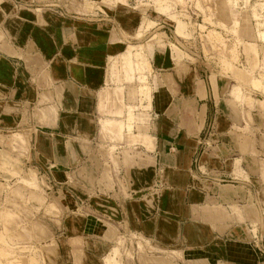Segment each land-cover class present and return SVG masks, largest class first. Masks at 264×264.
Returning a JSON list of instances; mask_svg holds the SVG:
<instances>
[{
    "label": "crops",
    "instance_id": "obj_1",
    "mask_svg": "<svg viewBox=\"0 0 264 264\" xmlns=\"http://www.w3.org/2000/svg\"><path fill=\"white\" fill-rule=\"evenodd\" d=\"M19 1L0 0V133L29 139L26 161L56 185L61 213L50 247L25 259L129 264L132 245L134 264H264V0H238L248 6V44L256 53L239 62L231 25L229 48L209 44L208 57L202 48L181 51L176 39L180 48L155 47L149 129L138 132L139 143H123L112 190L94 184L111 163L100 160L111 156L101 133L132 126L116 118L123 87L109 85L108 67L143 23H164L163 16L131 1ZM106 108L116 119L99 127ZM205 127L210 134L200 139ZM143 240L152 255H138ZM8 253L14 251L0 255V264L13 263Z\"/></svg>",
    "mask_w": 264,
    "mask_h": 264
},
{
    "label": "rangeland",
    "instance_id": "obj_2",
    "mask_svg": "<svg viewBox=\"0 0 264 264\" xmlns=\"http://www.w3.org/2000/svg\"><path fill=\"white\" fill-rule=\"evenodd\" d=\"M127 1L134 2V5L143 8V11L147 8L156 10L160 16H163L160 20L164 23L160 22L157 25L150 23L146 26L143 23L144 29L143 27L139 29L130 44L134 47L128 45L123 54L113 60L108 67L109 85L123 87V97L118 98L121 101L123 113L120 114V118L118 115L116 118L120 121L119 124L122 120L125 124L132 126L127 128V125L125 127L121 125L119 130L113 127L106 130L108 134L101 133L102 141L109 144L111 156L114 157L108 158V155H101V162L107 159L111 163L107 161L103 163L99 171L101 170L103 175L105 171L106 179H97L94 184L110 186V190L113 189L111 182H116L112 176L118 175L120 169L123 170V143L127 144L125 148H129L136 142L139 143L141 136L138 132L143 130L146 135L147 127L149 129L148 117H145L148 110L146 102L150 99L154 84L149 56L156 46L164 48L163 46L168 43L176 45L173 42L176 39L178 45L183 48L180 49L181 51L184 52L185 48L187 51L199 54L202 48L203 54L208 57L212 53L209 50H215L216 43L221 52L229 48L228 43L232 36L227 28L232 26L236 30L233 32L236 37L233 61H241L243 55L256 54L248 44L251 43L248 37L249 29H251L246 11L248 6L243 8L238 0H103V3L111 5ZM17 2L20 1L17 0ZM217 27L223 30L222 34H214L213 31ZM209 44L213 45L211 46L213 50ZM178 45L176 47L180 48ZM178 50L175 49L177 54H179ZM111 100L116 99L113 97ZM125 111L127 114L124 113ZM129 112L132 114L130 120H128ZM109 113L107 108L103 111L99 110L97 116L99 127L109 119H116ZM104 118L107 120L101 121ZM138 124L144 129L136 130ZM206 131L205 127L199 136L200 139L208 138L210 131L207 134ZM137 133L138 139H134L131 134ZM144 140H146L145 146L151 143V139ZM28 145L29 139L24 138L20 131L0 133V255L4 256L5 252L14 251V253H8V256L13 259V263L10 264H37L33 258L25 259V256L30 253L36 254L46 246L50 247V241L55 237L56 230H59L61 213L58 209L60 197L56 194L57 187L45 180L42 174H38L29 161H26L29 155ZM149 149L145 148V150ZM199 154L197 150L193 157V169L197 167ZM119 158L120 162H118ZM159 167L157 163V172L160 170ZM85 183L88 185L86 179ZM156 187L158 190L164 188L159 181ZM102 199L97 200L103 201ZM113 201L119 204L118 200ZM118 209L120 210L119 206ZM137 249L138 255L154 253L150 243L144 240L137 244ZM113 253L116 258L119 257L116 250ZM134 253L131 245L127 263L134 264ZM140 262L142 264L141 259ZM106 264H109V261ZM118 264H121L119 260Z\"/></svg>",
    "mask_w": 264,
    "mask_h": 264
}]
</instances>
